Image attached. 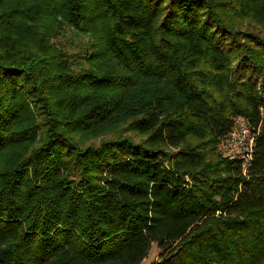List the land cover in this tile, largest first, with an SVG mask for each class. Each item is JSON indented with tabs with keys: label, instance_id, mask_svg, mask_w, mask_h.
<instances>
[{
	"label": "trees",
	"instance_id": "1",
	"mask_svg": "<svg viewBox=\"0 0 264 264\" xmlns=\"http://www.w3.org/2000/svg\"><path fill=\"white\" fill-rule=\"evenodd\" d=\"M237 117L246 166L208 156ZM153 245L264 264V0H0V264Z\"/></svg>",
	"mask_w": 264,
	"mask_h": 264
},
{
	"label": "built area",
	"instance_id": "2",
	"mask_svg": "<svg viewBox=\"0 0 264 264\" xmlns=\"http://www.w3.org/2000/svg\"><path fill=\"white\" fill-rule=\"evenodd\" d=\"M229 145L227 150L228 156L240 157L245 159L244 166L247 165L248 159L251 157L255 143L252 136L249 123L242 117L235 118V126L233 131L223 139Z\"/></svg>",
	"mask_w": 264,
	"mask_h": 264
},
{
	"label": "rangeland",
	"instance_id": "3",
	"mask_svg": "<svg viewBox=\"0 0 264 264\" xmlns=\"http://www.w3.org/2000/svg\"><path fill=\"white\" fill-rule=\"evenodd\" d=\"M236 17H237V23L240 27L246 28V27H249L248 26L249 24H251V25L255 26L257 29V24H256L257 21L252 17V14L249 15V17H246L244 15L236 16ZM68 35H69L68 38H73V36H71L72 34H68ZM55 41L58 44L60 43V44H64V45H68V43H69L68 39H65V40L59 39V40H55ZM80 41H78V39H75L76 44L79 43ZM228 148H229V145L222 140L215 150L214 149L208 150V156L211 158L212 157L216 158L217 155L227 157L228 156V153H227ZM159 258H160V252H159L157 246L153 245L148 257L141 264H151L152 262L159 260Z\"/></svg>",
	"mask_w": 264,
	"mask_h": 264
}]
</instances>
